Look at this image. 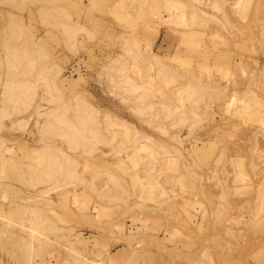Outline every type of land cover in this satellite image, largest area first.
Instances as JSON below:
<instances>
[{"label": "rangeland", "instance_id": "obj_1", "mask_svg": "<svg viewBox=\"0 0 264 264\" xmlns=\"http://www.w3.org/2000/svg\"><path fill=\"white\" fill-rule=\"evenodd\" d=\"M155 1L0 0V264H264V0Z\"/></svg>", "mask_w": 264, "mask_h": 264}, {"label": "bare ground", "instance_id": "obj_2", "mask_svg": "<svg viewBox=\"0 0 264 264\" xmlns=\"http://www.w3.org/2000/svg\"><path fill=\"white\" fill-rule=\"evenodd\" d=\"M214 3L216 4L217 2H214ZM160 5H162V4H159V2L156 0L153 4V7L157 9ZM168 5H169V7L171 6L170 8L175 6V4L172 2H169ZM67 32H68V34H73V29L72 28L68 29ZM157 56L158 55L155 54L153 59L156 61H159V59H158L159 57H157ZM126 82L128 84L131 83L130 80L126 81ZM136 87H137V85L135 83H131L130 89L135 90ZM16 88L18 89V93L11 92L12 95L10 98L18 99V98H23L26 96L28 98L30 96V94L28 96V93L31 90V86H28V84L21 83V84L17 85ZM24 103L26 104V101H24ZM90 111L92 112V110L84 108L82 110L83 117L82 118L80 117L79 122L77 121L78 124H74V123H72L73 121H69V120L67 121L66 120L65 114L63 113V110L61 108L50 110L47 112V114L50 116L52 115L53 118H55L58 122L64 123V126L61 127V126L54 124L51 121H47L44 124L43 130L48 135H54L55 133L57 135L59 133L60 135L64 136L66 139H68V141L79 145L81 143V141L83 139H85V137H84L85 132L93 133V136L95 137V130L88 125V122H90V121L88 120L87 114H90ZM1 113L4 115L5 111L1 110ZM5 114H7V113H5ZM90 124H91V122H90ZM40 149H42L43 152H39ZM40 149H39V151L36 150L38 152V154H40L36 157L38 164H39L38 166H40L39 170H38V177H37L39 183L40 182L41 183L42 182L48 183L49 181H54L53 183H55L58 181V178H56V176L59 175V173H64L65 175L69 176L70 178L74 176V169H73L74 165H72V161H71L70 157L67 158V160H69V161L68 162L66 161L65 164L63 165L59 160L58 153L55 151L56 149L53 148L50 144H45ZM48 149H50L51 151ZM52 187H55V185L53 184ZM50 189H51V185H48V186H45V189L42 191H46V190H50ZM31 222H32V224L29 226H26V228L28 227L30 229L31 233H34V232L39 233L38 228H40V230H41V225H39V223L36 220H33ZM43 233L44 232H42V234ZM122 252H126L125 247L122 248V250L119 252V255ZM110 256L112 258V255H110ZM90 262H87V261H84V262L80 261L79 262V261H77V263H73V264H91ZM100 264H102V263H100Z\"/></svg>", "mask_w": 264, "mask_h": 264}]
</instances>
